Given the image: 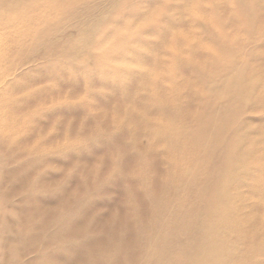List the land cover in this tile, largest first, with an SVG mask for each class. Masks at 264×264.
<instances>
[{"label":"rangeland","instance_id":"rangeland-1","mask_svg":"<svg viewBox=\"0 0 264 264\" xmlns=\"http://www.w3.org/2000/svg\"><path fill=\"white\" fill-rule=\"evenodd\" d=\"M105 1L81 0L64 12L55 5L36 22L28 16V26L36 25L33 31L23 39L16 37L17 41H12L13 62L26 63L23 69L29 80L26 120L31 152L24 161H28L25 169L28 211L25 225L17 226L19 231L24 229L27 233L29 264H113L114 259L107 257L112 250L117 256L115 264H205L203 257L221 264H236L239 249L227 231L213 242L201 239L197 223L203 219L198 217L199 208L190 203V194L194 192H179L176 188L170 193L160 190L166 177L179 172L167 166L168 160H163L166 154L162 156L160 152L174 141L162 142L144 129L146 134H140L147 136L142 135V139L123 131L138 129L130 121L143 115L141 105H147L149 112L158 110V104L166 111L173 104L184 107L189 91L194 89L195 73L207 69L206 59L229 58L221 43L247 50L260 41L258 27L250 34L245 28L248 18L242 6L251 7L252 0H129L131 10L103 22L102 26L106 27L101 36L108 40L106 47L120 38L113 36V29L129 22L133 26H145L106 58L98 57L93 47L78 51L70 65V59L65 61L60 53L61 45L55 40L54 44L59 46L54 45L53 50L58 60L35 56L49 50L46 45L34 44L43 31L46 35L52 31V36L64 37L67 34L63 29L74 32L77 25L90 23L89 14L92 19L106 11L115 14L114 0L112 7H104ZM165 4L164 11L156 14ZM259 5L256 2L255 6ZM241 62L243 58L238 56L235 63ZM152 80L158 81L156 88L152 87ZM85 93L87 100L74 101ZM64 95H67L66 103L37 111L40 105ZM67 106L72 110H67ZM156 116L160 117L154 115L151 120ZM57 119L60 123L53 135L33 148L42 131ZM69 121L73 136L83 121L81 135L87 138L71 148L41 152L42 147L63 137ZM181 143L189 146L183 139ZM183 156L186 157L175 153L170 160ZM17 161L23 164L22 160ZM70 170H73L71 175H67ZM165 208H172L165 220L166 231L178 243L169 249L166 245L169 241L165 242L156 229L150 238L141 235L149 217L161 214ZM15 214L14 219H18V213ZM206 224L210 223L205 221ZM137 234L141 238L140 246L130 242L139 238ZM199 237L204 253L198 252L197 262L191 263L197 244L194 241ZM165 258L168 260L163 263Z\"/></svg>","mask_w":264,"mask_h":264},{"label":"bare ground","instance_id":"bare-ground-1","mask_svg":"<svg viewBox=\"0 0 264 264\" xmlns=\"http://www.w3.org/2000/svg\"><path fill=\"white\" fill-rule=\"evenodd\" d=\"M80 1L0 0V264H29L27 233L24 229H17L18 225H25L28 211L26 197L29 190L25 172L28 161H24L31 152L28 147L30 129L26 120L29 80L28 73L23 69L26 63L13 62L12 41H17L16 37L23 39L33 31L36 25L33 24L32 28L28 26L29 17L36 22L38 18L45 17L52 6L58 5L60 11L64 12ZM128 1L114 0L115 14L106 11L93 19L89 14L90 23L77 25L74 32L63 29L62 32L67 34L64 37H54L52 31L46 35L43 31L34 44L46 45L49 50L40 57L39 54L35 56L43 60L51 57L54 58L50 61L58 60L53 50L54 45L59 46L54 44L55 40L61 45L60 53L65 61L70 59L72 65L78 51H88L94 47L97 37L106 27L102 26L103 22L112 20V15H123L131 10ZM256 2L260 4L259 7L255 6ZM252 3L251 7L242 6V12L248 18L245 28L250 34L258 27L260 41L247 50L221 43L220 47L225 48L229 58L206 59L207 69L195 73L194 89L189 91L184 107L173 104L166 111L161 109L162 104H158V110L149 112L147 105H141L143 115L130 121L136 124L139 131L144 129L156 139L174 141L159 151L162 156L166 154L163 160H168L167 166L179 172L166 177L160 190L170 193L171 189L176 188L179 192H194L190 194L191 205L199 208L198 217L210 223L205 225L203 220L197 223V231L202 233L201 239L213 242L227 231L239 249L236 264H264V1L252 0ZM103 6L112 7V0L103 2ZM138 14L141 15L139 11ZM238 49H241L239 53ZM238 56L243 58V62L235 63ZM91 57L94 58V55ZM138 76H141L140 73ZM157 83L152 80V87L156 88ZM65 108L72 110L71 106ZM154 115L161 118L156 116L151 120ZM138 129H125L123 132L142 139L144 134L140 133L146 132H139ZM182 139L189 146L183 145ZM175 153L185 154L189 158L183 156L171 161L170 157ZM18 159L23 164L17 163ZM171 209L165 208L161 214L150 216L141 232L143 237L150 238L156 229L157 234L160 233L162 238L164 236L165 242L169 241L166 244L169 245L168 249L172 244H178L176 237L166 231L165 220ZM15 213H18V219H14ZM209 226L210 229L205 230ZM137 236V241L130 242L140 246L141 238ZM200 237L194 241L197 244L194 245L191 263L197 262L198 252L204 253L198 241ZM107 257L114 259L113 264L117 261L113 250ZM257 258L260 261H255ZM203 259L205 264H215L217 261ZM167 260L165 258L163 263ZM216 264L221 263L217 261Z\"/></svg>","mask_w":264,"mask_h":264},{"label":"clouds","instance_id":"clouds-1","mask_svg":"<svg viewBox=\"0 0 264 264\" xmlns=\"http://www.w3.org/2000/svg\"><path fill=\"white\" fill-rule=\"evenodd\" d=\"M166 7H167V5L165 4L160 9L157 10L156 14L163 12ZM144 26H145L144 24H140L138 26H133L131 24V22H129L128 24H126L122 28L113 29L112 30L114 32L113 36L119 35L120 38H119L117 43H115L111 46H108V47H106L108 40L106 41L103 38V36L97 37V39L95 41L94 48H93L94 53L100 58H106L108 55L111 54L113 49L120 46V44L122 42L131 41L139 33L140 29L143 28ZM119 66L130 67V65H119ZM66 97H67V95H64V96H61L58 98H54L49 103L40 105V107L37 109V111L43 110L45 108H51V107H54L55 105H58V104L66 103ZM85 100H87V93L79 96V98L74 99V101H76V103L77 102H83ZM59 123H60V120L57 119L56 121H54L52 123L50 128H48L46 131H42L39 139L36 141V144L33 145L32 147L35 148L38 145H41V143L43 141L47 140L48 137L52 136L53 133L56 131L57 125ZM72 126H73L72 122L69 121L68 124L66 125V131H65L63 137L61 139L56 140L54 143H52L48 146L42 147L40 149L41 152L47 153V152H52V151H56V150H60V149H67V148H71L75 145L82 143L84 141V139L87 138V137H84L81 135V133L83 132V129H84L83 121L80 123L78 130H77V134L75 136L71 135ZM97 167H98V165H97ZM72 171L73 170H70L67 175H71ZM56 187H59V185H57Z\"/></svg>","mask_w":264,"mask_h":264}]
</instances>
